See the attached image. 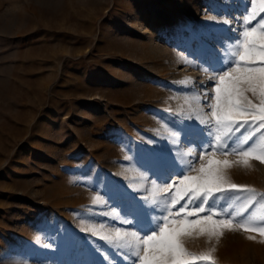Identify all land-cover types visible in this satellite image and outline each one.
<instances>
[{
  "label": "rangeland",
  "instance_id": "obj_1",
  "mask_svg": "<svg viewBox=\"0 0 264 264\" xmlns=\"http://www.w3.org/2000/svg\"><path fill=\"white\" fill-rule=\"evenodd\" d=\"M253 37L264 0H0V264H143L204 216L228 223L177 237L188 264H264L262 96L215 115ZM209 160L220 187L182 183Z\"/></svg>",
  "mask_w": 264,
  "mask_h": 264
},
{
  "label": "snow or ice",
  "instance_id": "obj_2",
  "mask_svg": "<svg viewBox=\"0 0 264 264\" xmlns=\"http://www.w3.org/2000/svg\"><path fill=\"white\" fill-rule=\"evenodd\" d=\"M250 33H245V36H250ZM244 51L240 56V60L244 62L243 68H235L232 72L225 71L219 77V83L215 88L216 112L215 115L220 121L232 120L233 118H240L239 127L242 128L249 122L248 117L252 121L257 119L256 106L251 104L245 98V104H240L243 93L251 91L255 94L258 90L262 96L261 103L264 104V66L262 67H249V64L259 60L264 64V43L257 45L255 38L248 40L244 45ZM235 73V74H233ZM258 118L261 121L259 127L264 128V107L259 108ZM239 130V128L237 129ZM249 153L245 152L247 156ZM264 160V157H258ZM216 161L209 160L208 168L201 170L204 175L202 177L183 178L182 183H187L192 191L198 187H206L211 190L220 187L222 176L219 172L211 170L212 164ZM228 163V161H226ZM199 182V183H197ZM242 185H231V188H244ZM187 206H185L186 208ZM184 211V208H182ZM196 211L203 212L204 209H197ZM196 211L191 212L189 216H195ZM169 219V218H168ZM228 222L224 220L213 219V216H204L199 219H191L184 221H173L171 224L165 223L163 229L147 241L152 242V247L148 249L141 259L143 264H188L184 258L182 249L177 244V237L184 233L189 228H200L204 230L207 228L209 231L216 230L217 227L226 225ZM264 231V230H262Z\"/></svg>",
  "mask_w": 264,
  "mask_h": 264
},
{
  "label": "bare ground",
  "instance_id": "obj_3",
  "mask_svg": "<svg viewBox=\"0 0 264 264\" xmlns=\"http://www.w3.org/2000/svg\"><path fill=\"white\" fill-rule=\"evenodd\" d=\"M224 22H226V21H224ZM171 52V51H170ZM178 52V51H177ZM170 54V53H169ZM166 55V54H165ZM174 57L176 56V55H173ZM223 56L224 55H222V56H220V59H224L223 58ZM225 57V56H224ZM171 58H172V56H171ZM175 58H177V57H175ZM175 58H174V60H171V63L172 64H175V63H177L178 61H185V62H187L188 64H190V60L189 59H187L186 57H184V56H181L179 59H177V60H175ZM179 63V62H178ZM152 65V64H151ZM181 75V74H180ZM180 80H183L184 82H188L189 80H191V77L190 76H187V75H181V77H180ZM178 81V80H177ZM183 84H185V83H183ZM185 92V91H184ZM185 94V93H184ZM192 102H193V100H192ZM194 102H196V99H195V101ZM194 104V103H193ZM192 104V105H193ZM195 105V104H194ZM194 105H193V107H194ZM191 106V105H190ZM196 107V106H195ZM190 108V107H189ZM196 112H197V110H195ZM195 112V113H196ZM199 114H201V113H199ZM140 167V166H139ZM125 168V167H124ZM99 228H100V226H99ZM42 230V229H41ZM40 233V232H39ZM56 240V239H55ZM91 240V239H90ZM95 240V239H94ZM97 240V239H96ZM19 241H21V240H19ZM24 242V241H23ZM22 243V242H21ZM58 243V242H57ZM24 245H25V242L23 243ZM92 246V245H91ZM29 247V246H28ZM53 247V246H52ZM55 247H57V246H55ZM60 247V246H59ZM100 247V246H99ZM102 247V246H101ZM6 248V247H5ZM30 248V247H29ZM96 249H98V248H96ZM27 251H29V249H26ZM32 250V249H31ZM100 250H102V249H100ZM99 250V251H100ZM54 251V250H53ZM69 251V250H68ZM8 252V251H7ZM30 253H32L31 251H29ZM55 252V251H54ZM53 252V253H54ZM62 252V251H61ZM65 252V251H64ZM67 252V251H66ZM9 253V252H8ZM23 253V252H22ZM56 253H59L58 251L56 252ZM68 253V252H67ZM37 254H38V252H37ZM44 254V253H43ZM42 254V255H43ZM61 254V253H60ZM59 255V254H58ZM67 256V255H66ZM40 259V258H39ZM38 259V260H39Z\"/></svg>",
  "mask_w": 264,
  "mask_h": 264
}]
</instances>
